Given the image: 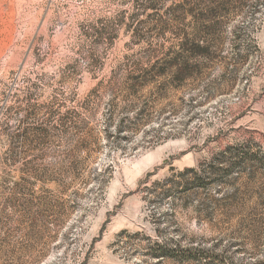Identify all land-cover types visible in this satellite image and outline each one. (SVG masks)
<instances>
[{
  "label": "rangeland",
  "instance_id": "rangeland-1",
  "mask_svg": "<svg viewBox=\"0 0 264 264\" xmlns=\"http://www.w3.org/2000/svg\"><path fill=\"white\" fill-rule=\"evenodd\" d=\"M0 264H264V0H0Z\"/></svg>",
  "mask_w": 264,
  "mask_h": 264
}]
</instances>
